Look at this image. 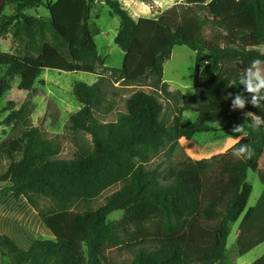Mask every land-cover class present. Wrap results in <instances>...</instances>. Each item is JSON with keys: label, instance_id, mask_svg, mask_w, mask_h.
<instances>
[{"label": "trees", "instance_id": "1", "mask_svg": "<svg viewBox=\"0 0 264 264\" xmlns=\"http://www.w3.org/2000/svg\"><path fill=\"white\" fill-rule=\"evenodd\" d=\"M98 1L18 0L14 14L7 16L3 12L10 0H0V36L10 34L17 47L15 54L0 52V70L19 77V90L27 92L45 69L96 74L104 66L88 17L89 6ZM101 1L118 19L113 42L126 55V66L106 69L108 78L126 85L149 81L153 91L134 93L115 122L100 123L95 111L106 103L103 80L75 83L73 95L82 107L69 116L70 128L89 134L93 149L77 152L70 161L56 160L60 146L28 125V103L18 110L12 104L5 109L9 114L2 124H20L23 132L21 138L0 144V183L9 184L5 194L15 200L25 198L52 239H36L23 249L0 235V250L15 264H225L231 225L244 212L252 191L247 173L254 172L251 165L264 162V89L251 93L240 82L248 79L252 60H264V0H183L158 15L141 46L138 23L117 0ZM43 5L48 19L24 14ZM227 19L236 23L237 46L205 51L198 34L206 26L226 29ZM176 46L195 53L189 97L163 82V65ZM132 56L136 62L129 68ZM205 61L214 75L199 83ZM7 89L0 77V96ZM158 96L170 106L169 123ZM237 96L243 108L235 103ZM233 106L251 115L246 117V138L208 159L186 158L166 170L149 166L162 153L170 159L180 139L212 133L216 125L233 130L239 125ZM185 112L196 114L195 122L184 121ZM257 117L261 124L253 131L248 125ZM241 144L255 150L250 159L233 155ZM4 160L9 162L5 172ZM116 185L121 187L99 208L78 209ZM262 186L238 230L239 257L264 243V181ZM41 202L48 206L41 208ZM116 211L122 212L121 218L109 221ZM113 251L129 257L118 263L110 256ZM251 264H264V254Z\"/></svg>", "mask_w": 264, "mask_h": 264}, {"label": "rangeland", "instance_id": "2", "mask_svg": "<svg viewBox=\"0 0 264 264\" xmlns=\"http://www.w3.org/2000/svg\"><path fill=\"white\" fill-rule=\"evenodd\" d=\"M16 1L10 0L5 7L3 14L10 16L14 14ZM54 2L56 0H50ZM121 7L138 23V45L141 46L146 37L153 30V21L166 9L176 4H183V0H117ZM88 26L94 38L98 54L103 60L104 68L97 70L96 74L83 72H62L58 70L45 69L42 71L34 84L32 91L19 90V77L7 76L3 69L0 70V77H4L8 89L0 96V144L10 138H21L23 127L20 124L11 123L3 125L2 121L9 114L10 104L13 110H18L24 103L30 107L28 125L40 130L44 139L56 143L60 146V154L56 160L70 161L79 151L91 152L93 149L91 136L82 131H72L69 124V116L82 107L73 95L75 83L92 85L101 79L105 87L106 103L103 107L95 111V117L100 123L115 122L118 116L126 112V100L138 91L152 93L149 81L137 85H126L123 82L113 83L108 77L106 69H120L126 66L125 53L113 42L117 29L118 19L112 17L109 8L103 1H98L89 6ZM24 14L34 19H48V11L43 5L38 9H26ZM227 28L219 29L212 26L204 27L197 36V40L205 51L225 46H237V26L234 19L225 21ZM151 30V31H150ZM0 52L15 54L16 44L10 34L5 37L0 36ZM127 66L132 68L136 62V57L129 58ZM125 64V65H124ZM195 64V53L185 46H176L172 49L169 60L163 65V82L171 91H179L184 96L193 94ZM254 70L253 72H255ZM261 75L264 76V65L260 67ZM248 73V72H247ZM214 75L209 66V61H205L200 67L197 81L203 82ZM248 76V75H247ZM159 102L165 110V120L171 122L172 114L169 104L158 96ZM239 125H247L248 112L233 106ZM183 119L186 122H195L196 114L185 112ZM256 120V118H255ZM261 124V121H260ZM239 133L226 129V126L216 125L212 133L197 134L190 141L180 139L178 146L170 159L162 153L150 162V167H159L166 170L183 162L186 158L192 160L208 159L213 155L225 152L237 141ZM9 162H2V171L5 172ZM254 172L248 171L247 183L252 191L249 196L246 208L236 223L231 225L230 235L227 239L225 264H251L264 254V243L252 249L242 257L238 256L236 239L238 230L244 218L257 203L262 193V181H264V162L250 166ZM8 183H0V235L9 236L19 247L25 249L36 239H52L50 232L40 221L37 213L29 206L25 198L15 200L11 194H5ZM121 185H116L106 190L90 202L88 205H80L79 210L84 208L97 209L105 202L106 197L119 190ZM47 202H41L40 207H47ZM122 212L116 211L109 215V221H117L121 218ZM110 256L114 261L122 263L129 257L125 252L113 251ZM0 264H15L5 251L0 250Z\"/></svg>", "mask_w": 264, "mask_h": 264}, {"label": "clouds", "instance_id": "3", "mask_svg": "<svg viewBox=\"0 0 264 264\" xmlns=\"http://www.w3.org/2000/svg\"><path fill=\"white\" fill-rule=\"evenodd\" d=\"M251 67L248 70V79H241V83L247 85V90L251 93H259L261 89H264V76L261 75L260 66L264 65V60L254 59L250 63ZM252 68L256 71L253 72ZM255 102V101H254ZM235 103L241 108L244 107V102L237 96ZM250 115V114H249ZM260 118H256L254 125H248L253 131L258 130L260 127ZM234 133H239L237 136L240 139H244L248 136V132L245 130V125H238L233 127ZM255 150L249 144H241L240 147L234 148L233 155L241 159H250L254 155Z\"/></svg>", "mask_w": 264, "mask_h": 264}, {"label": "crops", "instance_id": "4", "mask_svg": "<svg viewBox=\"0 0 264 264\" xmlns=\"http://www.w3.org/2000/svg\"><path fill=\"white\" fill-rule=\"evenodd\" d=\"M234 144H235V143H234ZM251 172H252V171H251ZM30 244H31V243H30ZM30 244H29V246H30ZM29 246H28V247H29ZM28 247H27V248H28ZM27 248H25V249H27Z\"/></svg>", "mask_w": 264, "mask_h": 264}]
</instances>
